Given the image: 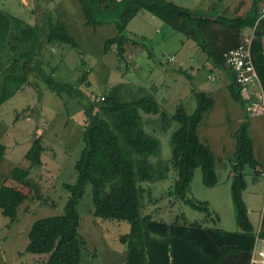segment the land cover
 <instances>
[{
    "label": "trees",
    "instance_id": "16d2710c",
    "mask_svg": "<svg viewBox=\"0 0 264 264\" xmlns=\"http://www.w3.org/2000/svg\"><path fill=\"white\" fill-rule=\"evenodd\" d=\"M76 2L85 26L114 25L116 35L104 41L102 50L103 55L113 50L119 64L126 62L125 52L129 46L141 45L148 54L152 53L146 47V40L127 31V25L134 17L142 11L148 12L183 35L185 40H191L212 65L210 70L228 76L229 95L244 111L248 102L241 95L242 87L236 83L225 54L245 45L252 32L251 62L258 75L257 86L260 89L257 91L264 97V21L258 20L261 11L259 3H264V0H253L242 15L215 12L221 0H209L206 12L187 9L166 0ZM58 6L52 11H38L34 25L0 11V106L17 92L30 87L37 95V111L45 89L64 100L66 106L71 100L76 101L83 114V148L74 163L75 182L63 184L68 193L63 211L32 223L24 253L46 255L43 264L82 263L84 241L78 233L80 218L77 206L85 187L89 185L93 216L129 225V232L120 237V242L126 247L123 264H250L256 237L264 239V210L261 224L254 231L242 199L247 186L244 170L246 167L252 169L255 182L263 166L254 156L247 117L232 133L235 152L230 192L238 230L232 232L198 223L167 224L152 220L142 212L144 191L140 183L165 178L168 166L158 161L154 169L149 163L150 156L159 154L160 141L145 132L141 113L158 114L163 131L172 122L177 123L178 127L170 137V164L177 173L170 193L191 209L210 216L207 203L190 199L188 193L197 168L201 170L205 187L218 183L213 152L200 140L198 133L199 124L215 105L214 98L193 86L189 97L196 102L194 110L188 112L183 105H179L169 114L161 109L153 95L145 93L138 96L124 83L114 85L99 95L90 93L87 91L91 85L87 78L88 70L81 63L80 73L73 80L58 75L57 66L47 63L50 66L46 68V61L54 54L52 49L55 45L77 47L65 20L53 14ZM44 54L48 56L43 58ZM167 61L166 57V64H170ZM172 72L184 75L193 85L191 74L173 68ZM19 117L17 114L16 119ZM44 151L41 136H38L19 164L3 176L0 212L11 223L17 222L18 209L27 196L7 182L30 186V172L42 165ZM4 153L5 146L0 144V162Z\"/></svg>",
    "mask_w": 264,
    "mask_h": 264
},
{
    "label": "rangeland",
    "instance_id": "374dc122",
    "mask_svg": "<svg viewBox=\"0 0 264 264\" xmlns=\"http://www.w3.org/2000/svg\"><path fill=\"white\" fill-rule=\"evenodd\" d=\"M166 1L188 8L195 5L198 7L194 9L200 12H206L209 3V0ZM234 1L221 0L215 12L221 13L223 3L229 4ZM242 1L239 10H244L250 3V0ZM55 3L59 6L53 14L60 15L65 20L77 47L73 49L68 45L59 46L56 50L57 54L54 53L47 59L46 68L50 65L57 66L58 75H64L67 80H73L80 73L79 64L81 63L88 70L87 78L91 85L87 91L90 93L99 95L121 83H133L135 86L134 83L142 79H144V85L149 87L148 81L149 83L153 81V85L158 87V90H163L159 95H155L156 101L161 109L172 114L179 105H183L188 112L194 110L195 100L185 96L188 92L190 94L193 86L198 89L202 84L217 87L218 91L213 95L215 105L199 124L198 133L200 140L209 145L213 152L218 183L215 187H205L202 184L201 170L197 168L193 173L188 193L190 199L207 203L211 215L206 216L203 212L191 209L170 193L177 178V173L170 164V137L178 125L172 122L163 131L159 115L145 113H141L142 120L144 115L150 117L146 125L143 124L145 132L160 141V152L158 155L150 156L149 163L155 169L157 162L161 161L168 166V171L165 178L161 180L140 183L144 191L142 212L149 215L152 220L167 224L198 223L226 231H234L238 228L230 186L226 184V178L231 169L230 159L234 157V151H231V142L227 139L226 127L223 124L238 113L236 110L238 105L228 98L225 90L223 77L228 81V76L223 72L221 74L204 67L201 63V55L204 58L205 56L197 50L191 40L185 41L183 35L174 32L162 22L159 23L164 27L159 32L161 27H151L153 25L149 26L141 20L140 15H150L146 11H142L138 18L127 25L128 33L133 31L138 34L136 36L146 40V47L152 50L149 55L143 46L138 45L137 47H140L142 51L137 55V52L134 54L131 51L134 48L129 46L127 49L133 53L130 60L136 62L134 66L124 62L119 64L113 50L103 55V43L116 35V29L111 24L96 28L83 26L82 14L76 0H0V11L34 25L38 11L51 10L53 8L50 5L53 6ZM182 40L185 41L183 45H181ZM169 55H175L177 59L183 58L187 63L179 67L173 62L166 65L169 66L166 70V67L159 66L158 63L159 61L166 63V57ZM47 56L44 54L43 58ZM190 59L193 63L189 62ZM47 63L50 65L47 66ZM188 65H192L193 69L189 70ZM172 68H181L187 74H191L193 85L184 75L173 73ZM42 103L43 115L38 117V111L42 110ZM41 104L37 111L36 92L30 87H25L24 91L17 92L0 106V144L5 146L4 157L0 162V184L3 176L19 164L35 138L41 136L42 145L45 148L41 156L42 165L30 172L28 178L30 186L7 182L24 193L27 198L18 209L17 222L11 223L0 212V264H43L47 258L46 255L24 253L28 242V231L37 219L62 213L68 198L63 184H73L76 180L74 163L83 148L81 139L83 117L82 112L77 108L79 105L71 100L66 106L52 92L45 89H43ZM27 107L30 108L26 111ZM17 114L20 116L18 119H16ZM230 128H233L231 123ZM222 147L226 150L224 153L221 152ZM244 173L245 178L249 180L252 169L246 167ZM77 211L80 218L78 233L84 241L81 264H123L126 247L120 242V237L129 232L128 223L95 218L92 214L93 205L89 185L85 187ZM251 218L253 219V215Z\"/></svg>",
    "mask_w": 264,
    "mask_h": 264
},
{
    "label": "crops",
    "instance_id": "0c3cea01",
    "mask_svg": "<svg viewBox=\"0 0 264 264\" xmlns=\"http://www.w3.org/2000/svg\"><path fill=\"white\" fill-rule=\"evenodd\" d=\"M252 1L253 0H250L249 5L244 10H241V9L239 10V7H240L241 3H243L242 0H235L233 3H229V4L223 3L221 5V11L222 12H226L228 14H234L235 12H237V14L242 15V14H244L250 8V6L252 4ZM237 3H239V4H237ZM57 5L58 4L55 3L53 6H52V4L50 6H51V8H55ZM176 5H178V4H176ZM178 6L183 7V5H178ZM208 6H209V3L207 5V9H208ZM196 7H198V6L193 5V6L189 7V8L184 6V8L191 9V10L192 9L194 10V8H196ZM259 7H260V9H262L264 7V3L263 2L259 3ZM195 10H198V9H195ZM139 14L137 16H139ZM137 16L134 17L133 19L138 18ZM139 18L141 20H144L149 26L153 25L151 27H161L160 28V31H159V32H161V29L163 27H162L161 23H159V21H157V19L154 18L153 16H151V15H140ZM110 24L113 25L112 23H110ZM154 25H156V26H154ZM83 26H85V25L83 24ZM129 32L131 34H135V32H133V31H129ZM135 35H138V34H135ZM141 36L144 37V35H141ZM143 37H141V38H143ZM185 41H187V40H185ZM185 41L182 40L181 45H183L185 43ZM194 46L196 47L195 44H194ZM133 48L134 49H132L131 51L134 54L137 52V55H138L142 51V49L140 47L134 46ZM58 49H59V47H57L55 45L53 47V49H52L53 50V53H56L57 54L56 50H58ZM197 50H199V49L197 48ZM131 51L128 50V49L126 50V52H125V58H126L125 61L126 62L125 63L126 64H129L131 66H134L136 64V62L133 61V60L132 61L130 60V57L133 54V53H131ZM180 51H181V49H180ZM169 57H173V59H174V61H172V62H168L167 61L170 64H172L173 62H175V65H178L179 67H182V65H185L187 63V61L186 60H183V58L177 59L175 55H169V56H167V58H169ZM128 59L130 61H128ZM201 59H202L201 63H202V65L204 67H207L209 69L212 68V65L206 59V56L204 58L201 55ZM189 62H192L193 63V60L190 59ZM158 64H160L159 66L162 65V66L166 67V70L169 67V66H166L167 64L165 62H162V61H159ZM187 68L188 69L190 68L189 70H192L193 69L192 65H188ZM178 69H181V68H173V70H178ZM215 71H217V70H215ZM217 72L222 74V72H220V71H217ZM193 79H194V77H193ZM223 81L225 83V88H226L225 90L227 92V96H228V98L231 101H233L231 99V97L229 95V91H228L229 80L227 81L226 78L223 77ZM134 84H135V86L133 85V83H128L126 85L128 86V89L130 88L131 90H133L134 92H136L138 96L139 95L141 96V95H143V94L146 93V94H151V95L154 94L153 96L155 97V95H159L160 92H163L162 89L161 90H158V87L156 88L153 85V81H151V83H149V81H148V84H150L149 87H146L144 85V79H142L140 82L134 83ZM145 84H147V83H145ZM148 84H147V86H148ZM24 89L21 90V91H19V92L24 91ZM258 89H260V88L255 84V85L250 86L248 88V92L251 93V94H253L255 92H258L257 91ZM199 90L207 92L212 97L218 91L217 87H215V86H206V85H203V84L201 85V88H199ZM123 91H125V88L123 89ZM185 96L186 97L187 96L189 97V92L186 93ZM244 96L245 95L242 96L243 99H245ZM61 101L64 104V100H61ZM246 102H248L247 104L245 103L246 104V111H244L242 109V107L238 103L235 102L236 105H238V107L236 109L238 111L237 115H235L234 117H231V119L228 118L230 120H228L227 122H224L223 125L226 127V136H227V139L231 142V151L233 150L235 152V142H234V139L232 137V133L234 131H236L240 127V125L242 124L244 118L247 117L246 120L248 122V132H249V135H250V137L252 139V142H253L254 156H255L256 160L263 166V168L261 169V171H259L260 174L258 176V180L257 181L253 182L252 173H250V179L249 180H247L245 178L246 183H247V186H246L245 190L242 193V199H243V201L245 203V206L247 208V213H248L249 221H250V223H251V225L253 227V230L254 231H257V229L259 228V225L261 224V220H262V216H263V210H264V112L262 113V110H260V109H258L257 111H254V112H249L247 110V106H248V104H249L250 101H247L246 100ZM42 106H43V103L41 104V109L42 110H40V112L38 111V117H40L41 115H43V108H42ZM81 115L83 117V114L82 113H81ZM145 117L146 116L144 115V119L142 121H143V124L146 125L147 121L150 120L149 119L150 117H146V118ZM228 117H229V115H228ZM230 123H231V126H233V128H230ZM225 151L226 150L222 147L221 152L224 153ZM232 159H230V164L231 165H232ZM230 177H231V169L229 170L228 175H227V178H226V180H227V183L226 184H229V186H230ZM252 215H253V219L251 218ZM216 218L219 220V217L216 216ZM205 227H207V226H205ZM217 229H220V228H217ZM220 230H223V229H220ZM237 230H238V228H236L234 231H237Z\"/></svg>",
    "mask_w": 264,
    "mask_h": 264
},
{
    "label": "built area",
    "instance_id": "2783aa9c",
    "mask_svg": "<svg viewBox=\"0 0 264 264\" xmlns=\"http://www.w3.org/2000/svg\"><path fill=\"white\" fill-rule=\"evenodd\" d=\"M264 21V7L260 11L259 19ZM252 33V32H251ZM246 39L245 45L232 49L225 54L226 62L231 67L235 81L239 84L241 95L250 101L247 110L249 112L257 111L258 109L264 112V98L260 91L253 93V97L248 92V88L257 85L258 75L253 67L250 56V45L252 36ZM174 61L173 57L168 58V62ZM250 264H264V239L258 236L255 239V245L250 259Z\"/></svg>",
    "mask_w": 264,
    "mask_h": 264
}]
</instances>
